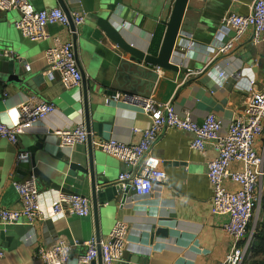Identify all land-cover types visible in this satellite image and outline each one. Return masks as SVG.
Wrapping results in <instances>:
<instances>
[{"label": "crops", "instance_id": "obj_1", "mask_svg": "<svg viewBox=\"0 0 264 264\" xmlns=\"http://www.w3.org/2000/svg\"><path fill=\"white\" fill-rule=\"evenodd\" d=\"M27 1L36 10L59 7L56 0ZM138 1L135 8L140 15L125 25L132 35L134 46L148 53L151 52V43L158 30L162 28L164 31L160 21L167 19L171 0ZM252 2L188 0V23L181 31L190 35L194 44L189 50L173 52L181 70L178 73L159 71L158 80L154 83L153 80H147L137 90L123 86L120 75L122 65L136 63L109 41H100L97 46L101 52L95 53L90 61L81 56L82 68L90 81H96L114 90V93L154 96L159 102H168L178 115L190 114L195 122L201 123L206 115L213 114L221 122V133H224L235 112L251 97L246 79L253 76V91L264 88V50L262 45L251 43L252 28H248L235 40L227 53L216 54L218 47L232 41L235 36L230 27L221 24V19L229 13L248 14ZM65 4L69 12L84 14L86 17L90 0H65ZM18 19V11L0 12V21L4 20L1 27L8 28L9 38L16 44L10 56L23 65L24 71L45 72V51L53 45L54 38L61 43L71 42L70 33L64 27L53 24L47 26L46 40L30 42L15 30L13 24ZM89 27L85 20L78 29L88 33ZM91 41L96 44L98 37H93ZM213 60L217 62L211 65ZM44 72L45 83L36 88L37 94L0 82V123H16L18 118L10 110L14 108L18 112L19 106L30 97L50 102L55 107L53 114L21 135L17 145L0 140V205L7 209H19L21 206L13 187L17 182L13 181L16 156L19 151L26 152L29 144L35 143L42 145L36 156L37 168L43 172L47 181L36 176V186L45 210H48L59 188L89 197L88 180L77 172L69 171L55 157L60 152L64 155L62 160L85 165L86 143L59 149L52 134L54 130L72 129L83 124L81 85L65 89L57 77L49 81ZM219 74H224V77L221 78ZM107 98L104 96L102 102ZM104 120L107 124L103 126L102 136L93 133V141L113 138L136 145L141 140V133L134 130L146 129L150 124L149 118L140 109L122 102L112 103L111 111ZM262 127L263 133L253 144L259 153L264 152V120ZM41 139L44 142L38 141ZM191 139V134L175 129L159 133L151 153L162 160L160 169L168 177L165 185L155 184L147 196H137L130 190H119L115 198L116 206L110 208L107 218L102 217L100 220L101 240L108 236L116 221H123L128 226L123 260L115 264H128V260H136V264H218L224 260L232 243L231 238L221 230V225L228 218L211 214L213 188L206 177L207 163L216 157V152L211 146L206 147L204 154L192 150ZM95 153L105 161L107 175L112 183L117 181L120 173L130 171L117 159L99 150H95ZM232 167L239 168L235 164ZM137 169L133 168L131 172L135 170V174ZM52 184L58 185V190L49 187ZM225 187L229 190L237 189V186L229 182H226ZM29 226L30 229L14 247L9 250L1 248L5 254L0 264H40L35 258L38 248H48L60 238L71 242L94 237L92 214L84 218L68 215L55 221L38 220ZM158 230L164 231V234L156 235ZM85 250L81 245L74 247L68 264H75L76 258Z\"/></svg>", "mask_w": 264, "mask_h": 264}, {"label": "built area", "instance_id": "obj_2", "mask_svg": "<svg viewBox=\"0 0 264 264\" xmlns=\"http://www.w3.org/2000/svg\"><path fill=\"white\" fill-rule=\"evenodd\" d=\"M18 11L19 19L14 28L30 42L46 40L47 26L58 24L68 31L69 21L75 27L84 23V14L70 12L67 16L60 7L49 10H36L27 0H0V12ZM221 24L230 27L234 39L217 48V55L225 54L233 47V42L241 37L248 28L253 29L251 43L262 45L264 50V0H253L250 11L246 15L226 14ZM193 40L190 35L179 31L173 51L180 52L191 49ZM45 75L49 81L58 78L65 89L80 87L81 75L75 64L71 42L61 43L53 39V45L45 53ZM264 60V52H263ZM29 69V68H28ZM240 75L239 73L237 74ZM221 78L224 74H219ZM241 76V75H240ZM245 78V76H242ZM247 90L251 92L246 104L235 112L224 133H221V122L213 115H206L201 123L195 122L190 114L178 115L168 102H159L154 96H142L116 92L106 102L128 103L140 109L150 121L141 133V140L136 145L120 142L113 138L92 141L95 150L109 155L129 168V172L118 175L117 185L124 190L129 186L137 196L151 194L155 184L165 185L166 173L160 169L162 160L151 153V148L159 133L175 129L191 134L190 148L201 154L211 146L216 157L207 163L206 177L213 188L211 214L226 216L227 222L221 230L232 240L231 247L223 261L218 264H245L250 257V248L255 229L264 221L262 213V197L264 194V152H257L254 140L263 133L264 120V88L253 91V76L246 79ZM55 112L52 103L26 99L18 108L17 122L12 125L0 123V140L17 145L19 137L28 132L34 125L45 120ZM52 134L57 147L71 148L84 145L88 133L84 124L72 129L54 130ZM29 154L19 151L17 162H25ZM235 164L239 168H233ZM138 169L135 174L133 168ZM226 182L237 186L229 190ZM19 200V209H7L0 205V225H31L38 220H58L68 215L84 218L91 215L90 198L73 193L58 191L51 201L48 210L41 204L40 192L36 186V176L31 172L23 180L13 184ZM259 222V223H258ZM128 226L123 221H116L108 236L99 242L101 263L115 264L123 260L127 244ZM84 246L85 252L79 255L75 264H96L97 243L94 237L86 241L57 239L48 248H38L35 258L40 264H68L70 252L76 246ZM5 251L0 248V260Z\"/></svg>", "mask_w": 264, "mask_h": 264}, {"label": "water", "instance_id": "obj_3", "mask_svg": "<svg viewBox=\"0 0 264 264\" xmlns=\"http://www.w3.org/2000/svg\"><path fill=\"white\" fill-rule=\"evenodd\" d=\"M56 2L61 10L69 16L70 12L66 7L65 0H56ZM137 4H139L138 0H90L88 14L84 18V22L86 20L90 25L91 33L90 31L85 33L83 30H79V26L75 27L71 21H69L68 26L75 64L81 75V108L83 124L88 133L86 140L87 157L85 165L79 162H69L68 159L62 160L64 155L60 152L55 157L59 163L67 166L69 171L77 172L88 180L94 238L97 243L96 264H102L99 246L101 240L100 220L102 217L107 218L110 208L116 206L115 198L121 188L116 182L110 181L105 161L96 156L92 146V134L94 133L98 137L102 136L103 126L107 124L104 118L112 108V102H102V98L104 96L111 97L115 93L114 90L102 86L96 81H90L82 68L80 58L84 56L90 61L95 53L99 54L101 50L97 45L100 44V41H109L117 46L131 57V61L136 63V65L126 63L125 66L120 67L123 86L131 90H137L147 80H153L152 83H154L155 80H158L157 72L159 71L178 73L181 70L178 65L179 60L173 54V47L178 32L186 28L188 23L186 20L190 9L187 6L188 0H171L167 19L160 21L161 25L164 26V33L155 54L136 48L132 42V35L125 25L126 22L135 21L140 15L135 8ZM3 22L4 20L0 21V82L6 85H15L37 94L36 88L45 83L44 71H24L22 70L23 65L17 62L13 56H10V51L16 47V44L9 38L8 28L1 27ZM96 36L98 41L94 44L91 39ZM216 62L217 60H213L211 65ZM38 141L44 142L43 139ZM41 147L42 145L37 143L27 146L28 159L25 162L16 161L13 181L19 182L31 172L40 179L47 181L43 172L37 168L36 156ZM137 168L138 166L135 170ZM49 187L55 190L59 188L55 184ZM59 190L69 193L65 188H59ZM124 190L125 192L130 190L129 186ZM104 207L107 209L104 210ZM29 229V225L22 224L0 225V248L11 249ZM161 234H164V231L158 230L156 232V235ZM127 263L136 264V260H128Z\"/></svg>", "mask_w": 264, "mask_h": 264}, {"label": "trees", "instance_id": "obj_4", "mask_svg": "<svg viewBox=\"0 0 264 264\" xmlns=\"http://www.w3.org/2000/svg\"><path fill=\"white\" fill-rule=\"evenodd\" d=\"M163 32L162 28L159 29L155 38L152 40L150 51L154 54L157 53ZM261 208L264 215V194L262 197ZM245 264H264V221L259 223L255 229L250 248V257Z\"/></svg>", "mask_w": 264, "mask_h": 264}, {"label": "clouds", "instance_id": "obj_5", "mask_svg": "<svg viewBox=\"0 0 264 264\" xmlns=\"http://www.w3.org/2000/svg\"><path fill=\"white\" fill-rule=\"evenodd\" d=\"M10 111H11V114H12L14 117L18 118L19 113H18L14 108L11 109ZM0 115H2V114H0Z\"/></svg>", "mask_w": 264, "mask_h": 264}, {"label": "rangeland", "instance_id": "obj_6", "mask_svg": "<svg viewBox=\"0 0 264 264\" xmlns=\"http://www.w3.org/2000/svg\"><path fill=\"white\" fill-rule=\"evenodd\" d=\"M260 218H262V219L264 220V215H263V213H261ZM258 223H259V222H258Z\"/></svg>", "mask_w": 264, "mask_h": 264}]
</instances>
